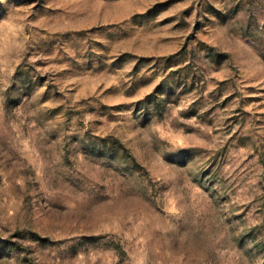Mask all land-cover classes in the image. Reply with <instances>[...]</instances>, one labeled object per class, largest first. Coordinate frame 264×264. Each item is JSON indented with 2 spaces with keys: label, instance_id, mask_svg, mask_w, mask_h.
Wrapping results in <instances>:
<instances>
[{
  "label": "rangeland",
  "instance_id": "374dc122",
  "mask_svg": "<svg viewBox=\"0 0 264 264\" xmlns=\"http://www.w3.org/2000/svg\"><path fill=\"white\" fill-rule=\"evenodd\" d=\"M0 264H264V0H0Z\"/></svg>",
  "mask_w": 264,
  "mask_h": 264
}]
</instances>
